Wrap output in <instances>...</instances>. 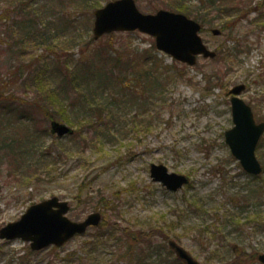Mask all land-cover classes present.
I'll return each mask as SVG.
<instances>
[{"label":"rangeland","instance_id":"374dc122","mask_svg":"<svg viewBox=\"0 0 264 264\" xmlns=\"http://www.w3.org/2000/svg\"><path fill=\"white\" fill-rule=\"evenodd\" d=\"M36 1L41 10L38 28L48 32L40 42L28 40L10 49L27 34H17L13 22L7 27L0 23V38L7 41L0 43V78L12 82L14 69L34 59L42 66L41 76L31 84L28 74H18V84L9 91L27 100L41 93L59 110L63 102L72 101L75 93L63 90L64 76L52 48L63 69L72 66L83 73L91 65L106 73L113 69L116 77L127 72L121 67L130 61V72L136 67L143 76V58L156 54L154 67L164 73V82L157 93L149 94L143 80L114 77L103 89L107 97L114 95L117 112L87 122L75 117L71 127L80 133L72 136L52 135L51 121L37 113L33 120L25 116L30 129L18 131L17 137L30 156L19 165L11 156L0 164V230L54 197L69 203V220L83 222L101 213L107 229H91L60 249L41 252H33L20 239L0 240V264H22L26 260L21 256L30 252L31 264H125L122 255L129 244L134 245L136 261L146 260L141 264H183L168 239L201 264H243L227 253L230 247L251 254L244 264H261L264 231L257 232V223L248 220L261 211L258 221L264 225V202L257 208V196L245 199L251 190L264 191V172L259 178L247 174L232 156L225 135L234 128L229 92L238 85H247L240 98L255 120L264 122V0H135L145 15L166 10L201 24L204 43L218 57H200L194 67L159 52L155 39L140 32L114 33L95 41L94 12L117 0ZM216 29L221 36L212 34ZM8 31L15 32L12 39ZM118 58L122 63L115 65ZM98 79L88 78L84 86L94 89ZM126 83L137 85V91L132 94ZM51 152L59 154L58 161ZM256 157L264 169V135ZM152 164L186 176L190 183L177 193L169 192L153 182ZM107 231L119 244L111 247L99 239Z\"/></svg>","mask_w":264,"mask_h":264},{"label":"water","instance_id":"95a60500","mask_svg":"<svg viewBox=\"0 0 264 264\" xmlns=\"http://www.w3.org/2000/svg\"><path fill=\"white\" fill-rule=\"evenodd\" d=\"M94 16L93 33L96 41L111 33L139 31L154 37L159 51L183 64L195 66L199 56L206 59L217 57V53L208 49L200 37L201 25L185 15L166 10L144 15L137 8L135 0H118L96 10ZM212 33L214 36L222 34L217 29ZM245 90V85H238L229 92V95H233L234 128L225 137L232 155L240 161L244 170L252 176H259L263 168L256 157V149L264 134V123L257 124L251 107L240 99L239 96ZM51 132L59 138L74 134L68 125L57 121L51 123ZM151 177L170 192H178L189 184L186 176L170 173L163 165L153 164ZM69 211V203L57 197L34 205L20 221L0 230V240L21 239L30 243L33 252H41L52 246L61 248L76 236L102 224L103 216L100 213L89 215L83 222H73L67 217ZM169 246L184 264H201L175 241L171 240ZM258 260L264 264V254H260Z\"/></svg>","mask_w":264,"mask_h":264},{"label":"trees","instance_id":"16d2710c","mask_svg":"<svg viewBox=\"0 0 264 264\" xmlns=\"http://www.w3.org/2000/svg\"><path fill=\"white\" fill-rule=\"evenodd\" d=\"M37 1L36 0H0V23H3L4 26L7 27L9 22H13L15 24L14 27H16V33H21L24 37H22L21 40H17L16 44L11 43L10 49H14L15 45L17 47H20L23 45V43H26L28 40H36V42H40V38H44L46 36L47 29H44L43 31L39 30L38 26L40 22L38 21L39 13L41 12L40 8L36 6ZM16 17H21L20 21H16ZM15 21V22H14ZM8 27L10 29L11 27ZM50 29V28H49ZM51 32V31H50ZM8 33H11L8 31ZM12 31V37L15 36ZM4 36L3 34H0V36ZM19 39V38H17ZM7 44L6 39L3 40V38H0V43ZM41 44H47L46 40H42ZM22 50V49H21ZM52 53L51 55L55 56V59L58 62V67L61 68L60 75L64 76V80H62L61 84L63 86V90L65 88L71 89L72 92L75 93V98L68 102H63L61 109L56 108V104L54 101H51L47 98H43V95L40 93V97L33 99V100H27V98H23L17 95V93H13L9 91V88L11 86H16L18 84V77H22L25 74H28L29 79L27 82L30 84L39 76L42 74V66L39 65V60L34 59L33 61H30L29 63H22L19 64L18 67L14 69L13 74L10 76L14 80L10 82L11 80L7 81L0 78V164L2 163V159L4 161V157H12L15 163H22L21 161H24L28 158L30 155H26L28 151H23L22 147L23 144L20 140H18V131H21L25 129L28 131L30 129V125L25 124L26 123V117L33 118L35 117L33 114L37 113L40 116L44 117L47 121H58V119H61L63 122H66L70 125L74 126V118L77 117L79 120L81 119V122L84 120L87 122L88 118H98L101 119L106 112L109 113H115L118 109V104L113 102L115 100H111L114 98V95L111 97H107L104 93L103 87L114 80V77L119 79L120 81H123L125 77H133L138 82L140 80H143L144 84L146 85L145 92L152 94L157 93L164 82L163 76L164 73H160L159 67H154L155 64H158L159 57L156 54L149 53L150 57L146 56L140 59L142 60L143 70L145 71L143 76L139 75L137 73L136 67H133V73H131L129 67H132L131 61L128 62L126 65L127 67H121L126 68L127 72L120 74L119 76L113 75V69L107 71H103V69H97L94 70L93 66L89 65L87 66L85 72L81 73V70L76 69L73 71L72 66H66L64 69L67 70L66 74H64V69L61 63H59L60 56L58 52L53 50V48L50 50ZM48 59V58H47ZM140 60H137L139 63ZM122 63V59L118 58L116 60L115 65H119ZM152 65V66H151ZM116 67V66H114ZM118 69L120 68L117 67ZM124 69L122 71H124ZM72 71L70 75L69 71ZM78 75V76H77ZM80 75V77H79ZM98 77L97 85L93 88L89 86V82L86 80L88 78H92L91 82L93 81V78ZM11 79V78H10ZM126 79V78H125ZM26 82V83H27ZM38 87V86H37ZM125 87L129 89V91L134 94L137 90V85L134 83H126ZM16 88V87H15ZM62 91V90H61ZM64 93V92H62ZM115 99V98H114ZM118 102V101H116ZM75 116L73 113H75ZM80 114L81 117L79 116ZM26 116V117H25ZM73 117V118H72ZM28 118L29 124H33V122ZM78 121V120H77ZM60 122V123H63ZM79 123V122H78ZM73 129V127H71ZM74 130V129H73ZM13 132V133H12ZM20 133V132H19ZM27 133V132H24ZM75 134L80 133V129L74 130ZM4 155V156H3ZM53 155L54 159L58 161L59 154H55L54 152L50 153V156ZM60 161V160H59ZM259 178V177H255ZM257 196V208H259L262 203L264 202V191L261 190H251L248 198L245 199V202H249L253 199V197ZM256 227L257 232H263L264 231V225L263 222H260L258 220H261V211H256L254 215L250 216L249 218ZM104 221V220H103ZM240 222H237V225H240ZM106 223H103L101 228L107 229ZM239 228V226H238ZM240 229V228H239ZM103 233L99 239L101 241H104L106 244H111V247L115 244H119V240L116 239L113 232ZM124 238L126 242L129 241L128 237L125 236ZM98 239V240H99ZM170 241V239H168ZM124 243V242H123ZM122 243V244H123ZM98 245V243H96ZM133 245V244H132ZM132 245L129 244V248L126 251V255H122V258L125 259V264H141L140 262L144 263L146 260H141L138 258V261H136L134 257V252L132 249ZM134 246V245H133ZM31 253V252H30ZM30 253H27L26 256H21L23 258L22 261L26 260V262L22 264H31V262L27 261L28 256ZM227 253H230L229 255H233V258L237 259V261L241 263H246L250 257L251 254L246 249H241L240 251H235L234 248H229ZM32 255V253H31ZM151 258V257H150ZM139 262V263H138Z\"/></svg>","mask_w":264,"mask_h":264}]
</instances>
